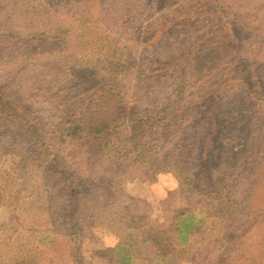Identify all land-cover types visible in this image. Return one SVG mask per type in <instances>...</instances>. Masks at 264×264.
I'll return each mask as SVG.
<instances>
[{
    "label": "trees",
    "instance_id": "1",
    "mask_svg": "<svg viewBox=\"0 0 264 264\" xmlns=\"http://www.w3.org/2000/svg\"><path fill=\"white\" fill-rule=\"evenodd\" d=\"M54 1V6H60L68 16H78L80 33L74 39L87 42L96 30L90 12L106 0ZM142 1L140 11H135L137 21L129 17L122 34L99 33L90 56L76 57L81 66L101 74L94 71L96 81L86 93L69 99L63 106V117L54 125L30 111L12 85L0 84V207L3 192L15 191L16 180L5 174L2 163L4 151L11 150L19 166L42 177L49 189L64 196L60 239L72 254L65 261L69 251L64 252L55 264L88 262L78 253L85 239L83 211L104 187L108 188L107 204L117 208L122 234L117 247L104 254L103 260L109 264H182L215 223L227 228L231 238L217 249L211 248L205 264L262 263L264 202L256 204L254 210L241 206L236 198L239 178L236 181L223 174L214 181L211 176L218 163L215 152L228 140L218 110L231 89H244L256 109L257 123L264 127L263 62L245 61L237 48H243L253 35L262 40L264 24L250 16L255 17L256 8L236 9L231 0ZM144 6L150 17H157L151 24L137 25ZM176 33L188 37V44L180 45L181 52L155 54L165 46L167 36ZM217 34L224 40L218 43L221 49L235 45L233 54H214V59L205 57L203 65L196 66ZM33 44H42L46 51L41 49L40 57L49 54L47 41L35 39ZM205 64L209 66L204 68ZM19 140L22 146L17 144ZM67 153L77 156L80 163L63 157ZM106 164L128 170L165 168L182 180L184 188L175 195L182 197L184 205L174 209L167 229L154 230L155 222L147 215H138L133 210L135 204H119L123 197H131L121 188L122 181L89 175V170ZM190 169H195L192 176L187 174ZM251 176L252 183H262L264 169ZM33 192L38 194L37 189ZM19 195L20 191L12 195L16 208ZM2 229L0 264H43L44 254L32 241L30 231L19 226ZM60 239H54L51 246L56 247ZM92 261L101 264L102 260Z\"/></svg>",
    "mask_w": 264,
    "mask_h": 264
},
{
    "label": "rangeland",
    "instance_id": "2",
    "mask_svg": "<svg viewBox=\"0 0 264 264\" xmlns=\"http://www.w3.org/2000/svg\"><path fill=\"white\" fill-rule=\"evenodd\" d=\"M54 3V0H0V84L12 85L15 92L20 94L29 106V110L46 119L51 125L63 117V106L69 103V99L86 93L88 87L96 81L94 72L96 70L92 71L88 67L81 66L75 61L76 57L90 56V48L93 41L97 40L99 33L114 37L122 34L124 23L129 17L134 18L133 21L136 19L138 13L135 11L138 9L140 11L143 1L106 0L98 4L90 12L91 22L96 27L95 34H91V38L88 32L90 40L87 38V42L79 43L74 39V36L80 33L78 16L74 18L68 16L65 10L60 6H54ZM231 3L234 8L236 6L239 9L256 8L255 17L252 13L250 16L258 24H264V8H262L264 0H231ZM242 11L247 12V10ZM141 12L142 17L138 18L137 25L151 24L157 17H150L151 13L145 6ZM177 34L180 33L167 36L164 40L165 46L162 45L155 54L161 55L160 51H164L162 52L164 54L172 51L175 54H177L176 51L181 52L180 45L186 46L188 37L184 38L181 34ZM170 37L172 38L169 39ZM222 38L219 34L213 37L209 49L203 51L196 66L202 64L201 60L205 61V57L214 59V54L219 57L224 51L233 54L235 45H228L224 50L218 46V43L223 44ZM35 39L47 41L48 55L40 57L39 52L44 48L42 44L34 45ZM237 48L238 55L245 61L253 62L255 59H260L263 62L262 75L264 76V38L261 40L259 36L253 35L243 48ZM208 66L205 64L204 68ZM255 111L243 88H233L223 97L218 116L223 123V135L228 140H224L215 152L218 163L213 170L214 176L210 175L214 181L223 174L233 176L236 181L239 178L236 198L241 206L254 207L252 210L255 209L256 204L264 202V181L252 183L248 178L252 177L251 174L260 173L264 169V127L257 123ZM17 144L22 146L21 140ZM63 157L80 163L77 156L75 157L72 153L71 155L67 153ZM184 159L192 161L191 158ZM2 163L5 174L7 176L10 174L16 180L15 191H20V201L16 208L12 198L15 191L14 193H11V190L3 192L4 202L0 207V236L4 234L2 228L5 226L11 229L19 226L23 230H28L32 233V241L44 254L43 264L57 263L62 259L61 255L69 251L60 239L62 230L59 221L64 201L63 194L49 189L42 177L25 171L22 165L19 166L13 151H4ZM190 170L191 172L187 171L189 175L195 169ZM89 171V175L95 178H105L114 182L122 181L121 188L125 192L127 190L131 197H123L119 200V204L123 205L127 202L135 204L136 207L133 210L137 211L138 215L149 216L155 222L152 226L156 231L167 229L174 209L179 210V207L184 205L182 197L175 195V192L184 188V184L174 172L168 169L149 166L128 170L125 166L111 168L106 164ZM124 183L127 188L124 187ZM34 189H37V195L34 194ZM107 190L106 187L99 190L97 196L86 204L83 211L85 239L82 240L81 250L78 253L87 259L86 264L98 258H101V264H109L108 260H103L104 254L115 249L122 236L117 208L107 204ZM200 211L198 216L201 214ZM227 232V228L215 223L212 234H207L209 236L206 235V238L203 235L182 264H205L206 259L213 252L210 249L213 247L217 249L225 239L231 238L227 236ZM211 235L216 238L212 239ZM57 238L60 239L59 243L56 247H52L51 242ZM53 248L58 252H54ZM70 253L69 251L64 256L65 261L69 259ZM257 264H264V262L259 261Z\"/></svg>",
    "mask_w": 264,
    "mask_h": 264
}]
</instances>
